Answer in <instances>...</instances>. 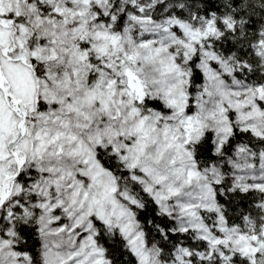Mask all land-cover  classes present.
Returning a JSON list of instances; mask_svg holds the SVG:
<instances>
[{"label": "snow or ice", "instance_id": "6c2138e0", "mask_svg": "<svg viewBox=\"0 0 264 264\" xmlns=\"http://www.w3.org/2000/svg\"><path fill=\"white\" fill-rule=\"evenodd\" d=\"M0 264H264V0H0Z\"/></svg>", "mask_w": 264, "mask_h": 264}]
</instances>
